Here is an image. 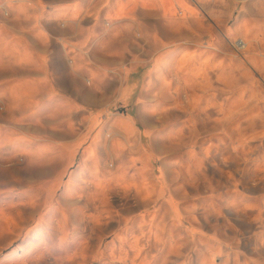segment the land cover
Segmentation results:
<instances>
[{
  "label": "rangeland",
  "instance_id": "obj_1",
  "mask_svg": "<svg viewBox=\"0 0 264 264\" xmlns=\"http://www.w3.org/2000/svg\"><path fill=\"white\" fill-rule=\"evenodd\" d=\"M0 264H264V0H0Z\"/></svg>",
  "mask_w": 264,
  "mask_h": 264
},
{
  "label": "bare ground",
  "instance_id": "obj_2",
  "mask_svg": "<svg viewBox=\"0 0 264 264\" xmlns=\"http://www.w3.org/2000/svg\"><path fill=\"white\" fill-rule=\"evenodd\" d=\"M125 9V8H124Z\"/></svg>",
  "mask_w": 264,
  "mask_h": 264
},
{
  "label": "crops",
  "instance_id": "obj_3",
  "mask_svg": "<svg viewBox=\"0 0 264 264\" xmlns=\"http://www.w3.org/2000/svg\"><path fill=\"white\" fill-rule=\"evenodd\" d=\"M14 90V89H13Z\"/></svg>",
  "mask_w": 264,
  "mask_h": 264
}]
</instances>
